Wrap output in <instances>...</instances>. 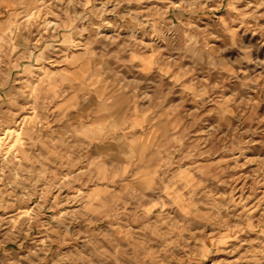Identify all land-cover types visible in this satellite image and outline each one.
Here are the masks:
<instances>
[{
    "label": "clouds",
    "instance_id": "1",
    "mask_svg": "<svg viewBox=\"0 0 264 264\" xmlns=\"http://www.w3.org/2000/svg\"><path fill=\"white\" fill-rule=\"evenodd\" d=\"M0 264H264V0H0Z\"/></svg>",
    "mask_w": 264,
    "mask_h": 264
}]
</instances>
